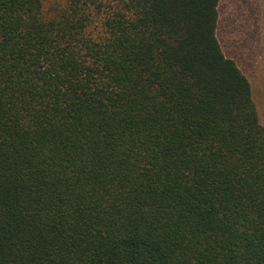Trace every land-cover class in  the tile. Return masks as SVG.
<instances>
[{
    "label": "trees",
    "instance_id": "trees-1",
    "mask_svg": "<svg viewBox=\"0 0 264 264\" xmlns=\"http://www.w3.org/2000/svg\"><path fill=\"white\" fill-rule=\"evenodd\" d=\"M220 1L0 0V264H264Z\"/></svg>",
    "mask_w": 264,
    "mask_h": 264
},
{
    "label": "rangeland",
    "instance_id": "rangeland-1",
    "mask_svg": "<svg viewBox=\"0 0 264 264\" xmlns=\"http://www.w3.org/2000/svg\"><path fill=\"white\" fill-rule=\"evenodd\" d=\"M62 1L44 0L50 10ZM218 11L217 38L251 83L264 126V0H221Z\"/></svg>",
    "mask_w": 264,
    "mask_h": 264
}]
</instances>
